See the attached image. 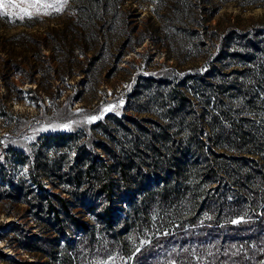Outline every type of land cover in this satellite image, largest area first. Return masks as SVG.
Listing matches in <instances>:
<instances>
[{
  "label": "trees",
  "instance_id": "1",
  "mask_svg": "<svg viewBox=\"0 0 264 264\" xmlns=\"http://www.w3.org/2000/svg\"><path fill=\"white\" fill-rule=\"evenodd\" d=\"M123 1L71 0L72 15L49 32L71 33V49L86 52L97 20L118 13ZM209 1L167 0L163 13L186 33L202 28L208 36L198 9ZM246 32L232 26L220 38L219 61L240 66L241 78L226 90L199 81L210 93L200 96V110L177 98L173 112L183 118L190 109L191 120L181 131L151 130L158 155L148 162L120 152L119 139L105 144L102 155L87 143L76 149L81 140L74 134H59L46 137L45 152L41 146L15 152L11 169L0 166V205L16 218L0 240L28 255L22 261L0 249V264H73L82 239L100 232L116 241L150 224L159 229L151 242L189 237L211 245L215 258L227 253L232 264H264V27ZM148 250L136 256L161 249Z\"/></svg>",
  "mask_w": 264,
  "mask_h": 264
},
{
  "label": "rangeland",
  "instance_id": "2",
  "mask_svg": "<svg viewBox=\"0 0 264 264\" xmlns=\"http://www.w3.org/2000/svg\"><path fill=\"white\" fill-rule=\"evenodd\" d=\"M166 2L124 0L118 13L97 20L86 52L71 49L76 42L71 33L49 32L72 15L71 0L59 13L42 11L23 20L0 15V166L11 169L15 152L30 153L40 146L45 152L46 137L59 134H74L81 140L76 149L87 143L102 155L105 144L119 139L125 145V149L119 146L120 152L128 150L136 160L148 162L158 155L147 135L151 130L154 134L181 131L191 120L190 109L183 111V118L173 112L177 98L200 110V96L210 93H202L199 81L205 78L226 90L241 78L240 66L219 61L220 38L232 26L246 33L263 28L264 0H210L202 7L206 10L198 9L208 36L202 28L197 34L186 33L178 20L164 16ZM14 60L18 67H13ZM110 105L117 107L102 112ZM101 114L102 119L87 122L89 116ZM65 124L71 128L64 129ZM5 208L9 206L0 205L1 235L16 220L3 212ZM156 226L150 224L139 234L116 241L100 232L84 238L76 245L80 253L73 264L102 260L112 264L114 257L115 264H232L227 253L215 258L212 246L202 248L197 239L151 242L159 230ZM33 233L39 234L38 229L33 228ZM146 246L151 253L161 250L152 257H137ZM0 249L22 261L28 256L4 240Z\"/></svg>",
  "mask_w": 264,
  "mask_h": 264
},
{
  "label": "snow or ice",
  "instance_id": "3",
  "mask_svg": "<svg viewBox=\"0 0 264 264\" xmlns=\"http://www.w3.org/2000/svg\"><path fill=\"white\" fill-rule=\"evenodd\" d=\"M67 0H0V15L7 17H16L20 20L32 18L34 14L38 15L43 11V14H50L48 10L59 13L63 10ZM122 105V102H121ZM117 105H110L102 110V112L113 111ZM101 115H93L87 118L88 123H92L102 119ZM64 129H70V124L63 125ZM115 257L112 264H115ZM98 264H108L107 261H99Z\"/></svg>",
  "mask_w": 264,
  "mask_h": 264
}]
</instances>
